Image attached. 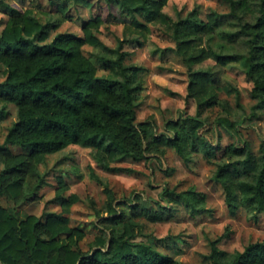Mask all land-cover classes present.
<instances>
[{
  "label": "trees",
  "instance_id": "obj_1",
  "mask_svg": "<svg viewBox=\"0 0 264 264\" xmlns=\"http://www.w3.org/2000/svg\"><path fill=\"white\" fill-rule=\"evenodd\" d=\"M106 1L108 11L116 8L119 14L132 17L133 31L138 34H144L148 24L166 27L175 52L189 68L209 57L220 66L238 63L252 84L254 109L264 107V0H227L228 13L211 12L205 20L196 11L173 20L163 11L168 0ZM60 21L42 24L30 11L11 8L0 33V72L4 76L0 82V101L4 103L0 120L8 115L6 105L16 108V120L0 143V198L17 203L36 197L46 184L38 172L39 164L47 155L70 145L95 148L104 171H127L111 163L130 160L143 162L150 175L156 170L168 172L165 153L171 148L186 162L193 152L216 159L213 177L223 189L231 214L243 210L255 220L264 215V141L255 153L238 124L226 117L215 120L212 139L200 110L166 121L162 132H157L153 120L138 122L136 102L142 89L138 68L124 64L127 53L123 47L132 40L123 38L115 48L105 46L94 34L103 22L94 13L83 24L82 36L61 32L47 41L50 29H57ZM216 31L219 38L238 42L240 49L216 50L210 42ZM83 45L108 51L109 55L100 59L117 68L120 76H98L95 64L82 53ZM212 76L210 69L190 72L188 96L199 109L216 102ZM220 129L233 141L222 146ZM30 178H35L32 186ZM104 192L105 210L97 214L100 234L86 252L80 247L84 231L70 226L63 213L20 217L15 209L0 205V264H184L150 244L135 241L139 227L125 219L123 209L117 210L114 191L105 185ZM161 195L167 205L183 203L193 214L204 211V197L194 188L181 192L164 188ZM75 201V196L63 199L64 211ZM121 203L151 222L163 220V212L132 199ZM221 239L211 242L210 264H264V241L228 255L217 246Z\"/></svg>",
  "mask_w": 264,
  "mask_h": 264
},
{
  "label": "rangeland",
  "instance_id": "obj_2",
  "mask_svg": "<svg viewBox=\"0 0 264 264\" xmlns=\"http://www.w3.org/2000/svg\"><path fill=\"white\" fill-rule=\"evenodd\" d=\"M61 7L65 11H61ZM11 8L20 12L30 11L42 24L60 19L58 28L50 29L47 41L61 32L82 36L83 24L92 19L94 13L100 15L103 22L93 31L105 46L115 48L123 38L132 40L123 47L127 53L124 64L138 68L137 78L142 86L136 102L138 122L153 120L157 132H162L166 121L177 119L181 114L195 115L200 110V117L207 121V133L212 139L215 137V120L226 117L238 124L244 138L258 153L264 141V107L254 109L256 100L250 95L252 84L238 63L220 66L214 58L209 57L189 68L175 52L176 45L166 27L148 24L144 34H138L133 31L132 17L119 14L116 8L108 11L106 0H0V33ZM229 10L227 0H168L163 8L164 13L173 20L193 11L205 20L211 12L226 14ZM247 19L252 21L253 16ZM210 38L216 50L222 47L224 51L240 49L238 42L219 38L217 31ZM82 53L95 64L98 76H120L117 68L105 65L100 59L103 54L109 55L108 51L83 45ZM197 69H210L213 73L212 84L217 97L211 107L199 109L193 98L188 96L190 72ZM3 79L0 72V82ZM3 104L0 101V108ZM6 110L8 115L0 120V143L7 127L16 120L15 106L8 104ZM220 133L222 146L233 141L224 130L220 129ZM11 150L18 151L14 148ZM98 156L101 154L95 148L79 145H70L47 155L38 166V172L44 176L46 184L37 191L36 197L17 203L2 197L0 205L15 209L20 217L27 214L41 217L47 212L63 213L69 219L70 226L84 231L80 247L85 252L95 236L100 234L97 214L105 210V185L115 193L117 210L123 209L125 219L139 227L135 241L150 244L184 264H210L207 256L211 251V242L219 237L222 239L217 246L228 255L243 251L250 243L264 241V215H259L255 220L243 210L236 214L228 211L223 189L213 177L216 159L193 152L186 162L173 149L167 148L165 165L168 172L156 170L150 175L143 162L130 160L111 163V166L127 171H104L99 167ZM29 181L31 186L35 184V178ZM164 188L175 192L194 188L204 197V211L193 214L183 203L167 205L165 197L161 195ZM70 196H75L76 201L64 211L61 202ZM126 198L163 212V220L151 222L142 215H136L121 203ZM161 206H171V209Z\"/></svg>",
  "mask_w": 264,
  "mask_h": 264
}]
</instances>
